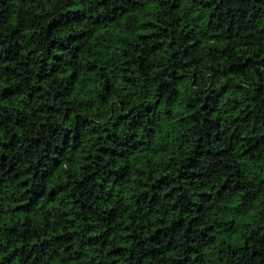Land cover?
I'll return each mask as SVG.
<instances>
[{
    "label": "trees",
    "instance_id": "1",
    "mask_svg": "<svg viewBox=\"0 0 264 264\" xmlns=\"http://www.w3.org/2000/svg\"><path fill=\"white\" fill-rule=\"evenodd\" d=\"M0 264H264V0H0Z\"/></svg>",
    "mask_w": 264,
    "mask_h": 264
}]
</instances>
